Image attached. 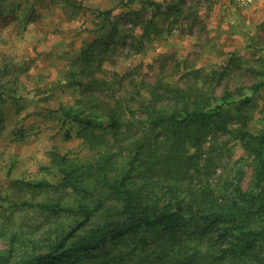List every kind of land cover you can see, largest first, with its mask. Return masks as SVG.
I'll return each instance as SVG.
<instances>
[{"label": "trees", "instance_id": "1", "mask_svg": "<svg viewBox=\"0 0 264 264\" xmlns=\"http://www.w3.org/2000/svg\"><path fill=\"white\" fill-rule=\"evenodd\" d=\"M162 32L150 21L142 36ZM146 90L137 110L122 96L63 110L93 155L77 164L55 153L61 181L24 184L74 201L0 204V264H264V133L231 128L204 83ZM232 143L250 159L246 188L242 168L224 170Z\"/></svg>", "mask_w": 264, "mask_h": 264}, {"label": "rangeland", "instance_id": "2", "mask_svg": "<svg viewBox=\"0 0 264 264\" xmlns=\"http://www.w3.org/2000/svg\"><path fill=\"white\" fill-rule=\"evenodd\" d=\"M150 21L163 32L145 38ZM155 83H204L231 128L264 133V0H0V204L74 201L24 186L61 181L55 153L77 164L93 155L63 110H84L93 96L127 97L137 110ZM230 148L224 170L242 168L246 188L250 159L241 144Z\"/></svg>", "mask_w": 264, "mask_h": 264}]
</instances>
